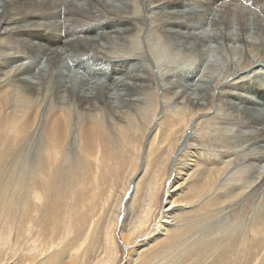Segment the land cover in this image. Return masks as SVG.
<instances>
[{
  "label": "rangeland",
  "instance_id": "374dc122",
  "mask_svg": "<svg viewBox=\"0 0 264 264\" xmlns=\"http://www.w3.org/2000/svg\"><path fill=\"white\" fill-rule=\"evenodd\" d=\"M131 4L141 20L142 32L126 41L113 37V43L108 44L111 52H104L121 58L127 72L136 68L141 74L152 73L151 89L139 93L141 102L136 106L120 105L125 111L122 123L113 115H105L108 127L104 133L109 138L100 151L93 145L87 150L79 147L75 130L61 150L51 148L50 138L41 132L42 122L36 123L19 147L16 145L20 142H16L8 158L0 163V264H264V187L258 190L256 183L247 180L264 171V162H255L254 153L259 149L253 148V141L244 140L250 129L233 122L239 120V114L217 100L222 83L238 81L264 64V55L253 54L254 63L243 64L244 47L237 41L240 26L233 12L227 16L226 26L213 10L207 17L197 16L193 23L198 30L193 32L202 37L193 40L167 35L155 15L147 17L143 0H131ZM120 7L117 3L112 8ZM247 18L246 37L256 52L262 51L264 37ZM257 20L263 27L264 16ZM210 30L217 36L208 34ZM221 30L228 39L219 37ZM66 61L61 64L64 73L69 66ZM85 61L77 56L73 67L86 72L90 82L95 77L107 84L104 72L96 71L99 67L84 66ZM138 61L146 64L143 67H148L147 72ZM43 64L41 61L38 67ZM169 81L177 83L178 94L187 90L178 101L171 99L175 90L168 94L170 97L165 95ZM192 93L204 99L200 108H193L184 99ZM45 100L42 108L48 106V94ZM61 102L60 106L68 107L74 117L68 118L71 123L72 118L79 121L88 111L74 103L66 104L65 98ZM261 112L251 114L257 117ZM165 113L171 116L161 119ZM15 118V122L0 120V139L9 141L10 136L18 135L19 119ZM167 133H171L169 137ZM6 148H0V158L7 154L3 151ZM190 154L207 156L212 165L202 173L207 177L217 172V179L203 195L180 194L169 199L175 205L168 215L169 223L162 224L171 180L188 164ZM40 181L45 182L43 186ZM228 185H244L238 190L242 194L231 203L204 210L208 196Z\"/></svg>",
  "mask_w": 264,
  "mask_h": 264
},
{
  "label": "bare ground",
  "instance_id": "6f19581e",
  "mask_svg": "<svg viewBox=\"0 0 264 264\" xmlns=\"http://www.w3.org/2000/svg\"><path fill=\"white\" fill-rule=\"evenodd\" d=\"M117 3L121 5L119 10L112 8ZM143 3L145 4L147 17L155 15L161 26L160 28L167 35L193 40L202 37L193 32L198 30L193 23L197 16L207 17L209 11L213 10L220 14L221 21L226 26V18L230 12H233L240 26V34L237 41L244 47L243 64L254 63L253 54L258 57L264 55V44L263 50L256 52L257 48L246 37L249 31L248 29L246 30L244 25L246 18H251L255 30L258 31L257 33L264 37V26L261 27L257 20L258 17L264 16V0H143ZM230 5H233L234 8ZM140 21L131 4V0H117L116 3L112 4L107 0H0V120L15 122V116H17L19 122L17 121L16 126H20L18 135L10 136V142L3 138L0 139V148L7 147L6 150H3L7 154L5 156L2 155L0 163L8 158L10 149L14 148L17 141L20 143L16 147L22 144L24 137L26 138V135L34 130L37 122H42L41 132L47 135V138H50L51 148L61 150L67 138L69 139L71 136L72 139V132L75 130L79 147L86 149L93 145L97 146L99 151L101 150L108 136V134L104 133V129L108 127L106 124L108 120L105 115H113L115 120L117 119L122 123V116L125 111L120 109V105L122 104L123 108L126 106L131 107L132 105L136 106L141 102L138 97L139 93L150 90L152 87L150 86L152 73L146 75L144 72L141 74V71H137L136 68L127 72L125 67L123 70L121 58L107 54L111 52L108 44L113 43V37L126 41L134 34L140 35L142 32V27L139 26L141 24ZM209 21L216 25L214 19H209ZM224 30L226 31V27ZM225 31L222 34L221 30L218 34L220 35L219 37L226 40L228 38ZM208 34L213 35V37L217 36V32L214 30H210ZM104 50H108V52L105 53ZM112 53L114 52L112 51ZM80 55L84 57V61L86 60L83 63L84 66H91L93 69L99 67L96 71L104 72L106 80H108L107 84L100 83L95 77L90 82L87 79L89 75L86 72L78 71V67H73V59ZM95 56L96 58H94ZM66 60H68L70 67L66 65V73H64L61 71L63 69L61 64H67ZM41 61L44 63L42 68L38 67ZM138 63L142 66V71L147 72L148 67H143L146 64L141 63V61H138ZM116 66L120 67L117 72H113ZM194 66V70L197 73L198 62ZM104 69L106 70L104 71ZM106 71L112 72V74L108 76ZM115 75H118V77L115 78ZM127 76H129V79ZM238 79V81L232 82L231 80V82L222 83L219 87L217 100L228 107L231 106L232 112L239 114V120L233 121L235 124L237 122L238 126L250 129L248 137L243 138L246 141H253V148L260 150V152L258 150L254 154H257L255 162L261 163L264 162V64H258ZM170 81L165 87L167 91L165 95L167 96H169L168 94H173L174 92L172 91L175 89H178L177 83ZM176 90V95H171V99L178 101L182 95L186 94L187 90H184L182 94H178V90L177 92ZM47 94L50 101L48 106L42 108L44 101L46 103ZM62 98H65L66 104L74 103L76 107L88 111L79 121L76 118L73 119L74 117L70 114L71 111L69 112L70 109L60 106ZM58 99L60 100L57 102ZM184 99L193 108H200L204 100L202 97L194 96L193 93L190 97L185 96ZM15 107L18 108L17 111H15ZM44 109L45 113L41 114ZM260 110L262 112L256 115L257 117L252 116L251 113L253 111ZM149 111L147 110V112ZM168 113H165L161 119L164 117L166 119L169 118L171 114ZM189 113L191 114L192 112ZM101 114L102 116H98ZM70 116L73 117L74 126L68 120ZM222 119L226 122L231 121L228 117H222ZM159 122L163 123V120ZM161 130L163 131V129ZM163 143L165 144V142ZM105 146L107 145L105 144ZM105 148L108 149V147ZM80 151L83 150L80 149ZM117 156L119 155L117 154ZM223 156L228 157L229 155ZM86 160L88 161V158ZM93 163L95 164L94 160ZM44 165L47 167L48 161ZM210 165H212V162L204 154L189 155L188 164L185 167L183 166V170L176 171L171 180L172 189L167 193L166 208L163 210V219L160 223H169L168 215L171 214L175 205L169 199L180 194L186 195V197H193L210 191L213 180L217 179V172H213L207 177L202 173L204 170L207 173ZM197 169L201 172L199 171L198 174L194 175V171L196 172ZM259 174L254 178L247 177V180L251 179V184L256 183L254 186L258 187V190L264 187V171ZM55 177L53 176V178ZM251 184L249 183V185ZM242 187L244 185H231L225 189L212 192L206 202H204L203 209L209 210V208L213 209L217 206L231 203L242 194L238 192ZM158 227L160 228V225ZM150 235L152 236V234Z\"/></svg>",
  "mask_w": 264,
  "mask_h": 264
}]
</instances>
